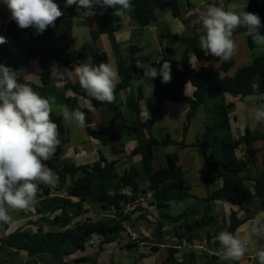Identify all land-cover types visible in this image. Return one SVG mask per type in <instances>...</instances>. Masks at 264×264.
Here are the masks:
<instances>
[{
	"label": "trees",
	"instance_id": "trees-1",
	"mask_svg": "<svg viewBox=\"0 0 264 264\" xmlns=\"http://www.w3.org/2000/svg\"><path fill=\"white\" fill-rule=\"evenodd\" d=\"M232 0H228L230 3ZM248 5L244 11L256 14L261 21L259 33L264 35V0H247ZM1 5V0H0ZM132 8L124 15L141 27H147L156 22L158 13L171 10L175 18L181 19V10L178 0H132ZM117 9L94 6V15L85 16V10L72 5L68 9V17L81 20L93 19L96 29L91 32L92 46L102 35L115 33L121 28V15H117ZM198 19V18H197ZM193 25L192 37H179L171 34L165 36L171 43H181L191 50L202 63H218L220 66L207 72H198L190 69H179L171 64V81L162 83V76L157 75L153 79L144 77V70L150 66L159 69L163 63H152L147 57L141 55L137 47L132 48L129 61L121 62L119 67L120 82L116 86V92L126 90L134 80H148L153 83V94L158 102V107L147 121L142 118L140 102L143 100L142 93L134 97H128L125 108L130 120L121 114V109L113 103H101L89 97L79 85H69L65 90H59L52 85L49 78H43V85L37 86L26 83L18 78V82L28 84L42 97H55V104L67 106L69 110L78 109L79 98H84L92 103L95 109L107 107L113 114V122L117 123V130L108 133L104 129L93 130L87 128V133L93 140L103 145L121 142L124 133L135 136L137 147L131 152L130 158L140 156L143 164V174L132 165L127 172L118 173L119 160H108L101 156L93 165L78 167L69 161L49 163L57 177L55 186L39 184L37 202L33 205L35 218L26 225L32 229L29 233L25 228H20L11 234L0 237V244L16 252H24L29 258L39 255H49L57 264H97V261L88 257H78V253L97 248L99 256L106 246L112 245L127 232L126 225L135 227V222L146 220V210L155 209L158 213L157 233L155 235L161 242L163 230L166 224L175 226V236L183 240L186 232L194 229H215L217 237L221 231L236 232L245 224L237 213L233 212L230 218L218 219L212 213L213 204L216 202L230 204L240 209L252 207L257 199H264V176L257 175L252 178L251 171L256 167L257 158L254 151L256 142L263 140L264 135L252 134L249 130L241 141L236 142L232 133L230 114L234 106L228 102L227 97L250 98L264 96V52L249 66H243L231 74L234 70V58L222 61L218 57L205 53L199 44V29L201 24ZM18 25L11 22L7 26L8 37L17 45L19 41ZM244 33L246 29L239 27L234 34ZM248 47L255 48L251 37L247 36ZM53 35L51 27L34 37L37 46L28 44L24 48L26 56L39 61L42 67L57 63L61 68L74 70L78 63H83L90 56L92 63L98 65L101 62L108 63L105 53L97 50L91 53L68 54L66 47L64 52L59 51L54 45L42 47L45 42H51ZM173 54L172 51H169ZM1 62V61H0ZM139 65V67H138ZM16 71V67H11ZM259 78V91L253 94L251 83ZM191 84L194 89L193 98L185 95L184 88ZM71 91L74 95L67 96ZM165 102L186 104L189 107L187 123L190 124L197 118L198 111L204 109L206 115L205 138L198 140L193 145L203 155L204 165L200 174L206 184H213L216 178L221 179V188L212 193L207 199L200 200L192 195V188L188 184L185 174L179 165L177 154L166 156V167L155 170L154 163L157 161L156 149L169 146L188 148L184 142L171 139H156L152 135V129L158 122V117ZM264 103V100L259 103ZM52 115L53 122L60 127L62 118ZM123 153L114 150L113 154ZM148 182V188H142L141 183ZM253 183L254 193L251 192L249 183ZM151 194L149 202H142L145 196ZM187 200H195L204 207L205 213L199 220L191 225H186L183 232L179 226L189 215L182 214L171 216L167 212L170 204L181 203ZM146 203V204H145ZM98 207L103 212L112 213L113 217L107 221L95 220L83 217L89 211ZM128 207H134L133 211H126ZM25 216L22 211H15ZM136 216V218H135ZM222 224H219V221ZM9 225V224H8ZM8 225H5L7 228ZM126 236V235H125ZM127 239L131 238L126 236ZM148 239V238H147ZM132 240V239H131ZM142 240V241H141ZM144 243L146 239H141ZM128 245L127 249L135 248ZM152 252H158L157 248H151ZM172 264H187L175 259L177 251L171 250ZM144 255L140 260L145 259ZM69 261H73L69 263ZM111 264H118L112 262ZM191 264V263H189Z\"/></svg>",
	"mask_w": 264,
	"mask_h": 264
},
{
	"label": "crops",
	"instance_id": "crops-1",
	"mask_svg": "<svg viewBox=\"0 0 264 264\" xmlns=\"http://www.w3.org/2000/svg\"><path fill=\"white\" fill-rule=\"evenodd\" d=\"M54 2L59 5L64 15L55 21L54 26H49L51 27L53 40L39 46L46 47L54 45L61 52H64L67 47L68 54L82 52L84 47H89L92 49V52L97 50L105 53L108 58V63L118 73L120 63L130 60L133 47L139 48L141 55L149 58L152 63H163L167 60L176 68L184 69L187 66V68L190 67V69L198 72H207L218 68L220 64L202 63L185 45L181 43L173 45L169 39H165L164 37L169 34L179 37H192L193 25L199 13L197 10L202 11L207 5L215 4L224 7L225 10H227V5L230 3H235L240 6L248 5L247 0H232L230 3H228V0H178L181 19L175 18L171 10L168 9L165 12L158 13L156 22L147 27H141L127 15H122L120 30L115 33L102 35L95 46H92L91 32L96 29L94 20L70 18L68 17L69 7L65 6L66 0H54ZM0 8V35H3L7 40V43L0 45V65L10 68L16 67L19 78L23 79L26 83L37 86L43 85V78H49L52 81V85L59 90H65L67 86L74 85L78 82V78L75 76L64 79L51 76L52 66L56 65L59 67L57 63L42 67L39 61L28 58L24 53V48L27 44L37 46L34 42V37L39 34H37L36 29L33 27H31L32 33L27 28L21 29L18 27L20 32L19 41L22 45L15 44L7 35L8 24L15 21L11 19L10 11L3 4L2 0ZM199 33L201 35L204 34L203 28L199 29ZM233 39L237 44V52L234 58V70L231 74L240 67L251 65L264 52V47H259L256 44L254 49H250L248 47L247 35L244 33L235 34ZM169 51H172L173 54H170ZM119 82L120 78L118 74L117 85ZM139 92L143 96V100L140 102L142 118L144 121H147L158 107V102L153 94L152 82L134 80L126 90L117 93L115 89L114 102L121 109V114L130 120L128 111L125 108L126 100L128 97L138 95ZM184 92L187 97L193 98L195 89L189 83L185 86ZM66 95L73 96L74 94L71 91H67ZM227 100L234 106L230 114V119L232 133L236 142L241 141L248 130L255 135H264V123L254 120L255 110L259 106V103L264 100V96L245 99L227 97ZM63 108L64 106L60 105L52 106V114L62 118L59 127L61 145L57 149L54 158L45 162L47 165L49 163L69 161L78 167H82L95 164L103 156L108 160H119L118 173L120 175L127 172L132 165H135L143 174L141 157L130 158L131 152L138 145L135 136L124 133L121 142L109 145H103L101 142L93 140L88 136L87 128L93 130L104 129L108 133H113L117 130V123L113 122L114 114L107 107L95 109L90 101L79 98L78 109L86 114V126L83 128L76 126L74 122L65 121L62 116ZM188 112L189 107L186 104L164 103L158 117V122L152 129V135L154 136V129L159 127L162 132L160 133V138L155 137L156 139H171L179 143L184 140L182 142L188 148L182 149L176 146V152L170 154H166L165 151L163 153L160 152L161 149H166V147L157 148V161L154 163V168L155 170L165 168L166 156L177 154L179 165L185 174L188 184L192 188V195L200 200H204L221 188L222 181L216 178L213 184L208 185L200 174L204 165V158L202 153L196 147H193V145L198 140L204 141L206 134V115L204 109H200L197 118L191 124H186ZM185 117L186 120L184 119ZM195 121L196 125H192ZM190 127H192L191 132H189ZM114 150H119L123 153L114 155ZM254 151L257 164L251 171L252 178H255L257 175L264 176L263 140L255 143ZM141 185L144 189L148 188V182H142ZM248 185L251 192L254 193L253 183L250 182ZM144 199L146 203L150 200L147 199V196ZM133 209L134 207H128L126 211H133ZM170 209L174 211L172 214H169L173 217L182 214L189 215L188 218L183 220L182 224L176 226L181 233L186 225H191L194 221L199 220L205 213L204 207L199 205L195 200H187L178 204L172 203L170 204ZM212 211L214 216L219 217L218 219L224 218L228 220L231 214L235 212L241 220H245V224L235 234L245 241L248 248L245 256L240 261L229 262L220 259L217 253L222 251L221 245L216 239L215 229L213 230L212 228L194 229L191 232H186L184 240L188 242L189 246L184 249H176L171 244V238L175 236V226L168 223L163 230V238L159 242L158 238L155 237L158 231V213L155 209L146 210L144 213L146 220L135 222V227L142 230L141 235L143 237L149 239L150 237L154 238L153 245L140 242V237L138 236V241L132 240L136 244V247L127 249L126 247L128 245L135 246V244H128L127 240L124 241L126 236L129 237L130 232H133L126 225L127 232L121 235V238L116 243L106 246L99 256L96 255L97 248H92L91 250H86L84 253H78V257L91 258L97 261V264H111L112 262L118 264H172L171 250H173L177 251L175 259L187 264H259L256 252L258 249L264 248V239L252 236L249 227L252 222L264 221V199H257L252 207L243 210L230 204L216 202L213 204ZM22 212L25 216L15 211L10 212V214L15 213L19 215L25 222L20 228H25V231L31 233L32 229L30 227L26 228V225L35 218L34 206ZM104 213H109L108 216L110 217L111 215V218L113 217L110 212ZM88 217L94 218L95 220L101 219L97 215L94 216L92 211L86 214L83 219ZM19 224L20 221H17V225ZM148 224H152L154 227L156 226L153 234L148 232ZM13 226L14 221L7 228L5 225L0 226V237L20 229L18 228L13 231ZM129 239L131 240V238ZM203 242L206 243L202 245ZM141 247L145 251H142ZM151 248H157L158 252H152ZM141 255H144L146 258L139 261ZM3 257L6 259L2 260ZM18 258L21 260L19 264H44L46 262L50 263L53 260L49 255H39L35 258H29L24 252L18 253L0 244V264L3 262L6 264H17L16 260ZM72 262L69 261V263Z\"/></svg>",
	"mask_w": 264,
	"mask_h": 264
},
{
	"label": "clouds",
	"instance_id": "clouds-1",
	"mask_svg": "<svg viewBox=\"0 0 264 264\" xmlns=\"http://www.w3.org/2000/svg\"><path fill=\"white\" fill-rule=\"evenodd\" d=\"M8 8L11 19L21 29L33 27L37 34L43 33L64 13L54 0H2ZM77 5L85 10V16L94 15V6L115 8L117 15H124L132 8V0H66V7ZM246 6L235 3L224 7L207 5L198 13L196 23L201 24L204 34L199 37L201 49L222 61H229L237 52L233 39L234 31L243 27L254 44L264 47V35L259 33L261 21L258 15L244 11ZM7 43L0 35V45ZM139 67V65H138ZM144 70V77L153 79L162 76V83L171 81V64L165 60L157 71L150 66ZM51 76L60 79L78 78L79 85L87 95L101 103L115 101L118 72L110 64L92 63L89 56L78 63L73 70L53 65ZM18 72L0 65V226L13 222L12 211H27L37 202L39 184L55 186V172L45 162L54 158L61 145L57 123L52 120V106L55 97H42L28 84L18 82ZM253 94L260 88L259 78L251 83ZM65 121L78 127L86 126L85 112L64 106ZM256 122L264 123V103L254 113ZM250 234L264 239V221L250 224ZM216 239L221 245L222 261H240L248 251L243 239L228 231H221ZM259 264H264V248L256 252Z\"/></svg>",
	"mask_w": 264,
	"mask_h": 264
},
{
	"label": "rangeland",
	"instance_id": "rangeland-1",
	"mask_svg": "<svg viewBox=\"0 0 264 264\" xmlns=\"http://www.w3.org/2000/svg\"><path fill=\"white\" fill-rule=\"evenodd\" d=\"M0 7H1V5H0ZM27 29L28 30H31L30 32L32 33V28L31 27H29ZM142 81H148V80H142ZM184 119L186 120V117ZM186 124H188V123H186ZM192 125H196V121ZM186 131H187V129H186ZM191 131H192V127L189 128V132H191ZM161 132H162L161 131V128L156 127L154 129V131H153L154 137L160 138V133ZM182 141H184V140H182ZM182 141H180V142H182ZM177 148H178V146H177ZM177 148H176V146H169V147H166V149H161L160 152L163 153L165 151L166 154L175 153ZM91 211L93 212V215L94 216L97 215L98 218H101V220H103V221H107V220H109L111 218V215H110V217L108 216L109 213H104L103 211H101V209H99L96 206L94 208H92L89 212H91ZM173 212H174L173 209H170L167 213L168 214H172ZM11 215L13 216V221H14L13 231L17 230L18 228H20V226H23L25 224V222L23 221V219L19 215L15 214V213H12ZM17 221H20V224L19 225H17ZM128 227H129V230L133 231V233H137V235L140 237V240L141 239H146L145 242H144L145 244H147V245H153V243H154V238L153 237H150V239L149 238L147 239V237H143L141 235V231H142L141 229L136 228V227L133 228L130 225H128ZM154 228H156V226L154 227L152 224L151 225L148 224V228L147 229H148V232L150 234H153ZM126 240L128 241V244H135L130 239L125 238L124 241H126ZM126 244H127V242H126ZM141 248H142V251H145V249L143 247H141ZM4 259H6V258L3 257L2 260H4ZM20 262H21V260L18 258V260H16V263L19 264ZM1 264H6V263L3 262ZM44 264H57V263L54 260H51L50 263L49 262H46Z\"/></svg>",
	"mask_w": 264,
	"mask_h": 264
},
{
	"label": "built area",
	"instance_id": "built-area-1",
	"mask_svg": "<svg viewBox=\"0 0 264 264\" xmlns=\"http://www.w3.org/2000/svg\"><path fill=\"white\" fill-rule=\"evenodd\" d=\"M197 12H199V10H197ZM46 185V184H45ZM147 199L149 200V199H151V194H148L147 195ZM142 201H145V199L144 200H142ZM219 224L221 225L222 224V221L220 220L219 221ZM130 237H131V239L133 240V241H138L139 240V237H138V235L136 234V233H133V232H130ZM206 242H203L202 243V245L203 244H205ZM171 244L176 248V249H184V248H187L188 246H189V244H188V242L186 241V240H180V239H178L176 236H174V237H172L171 238ZM221 252L222 251H219L217 254L219 255V256H221Z\"/></svg>",
	"mask_w": 264,
	"mask_h": 264
},
{
	"label": "water",
	"instance_id": "water-1",
	"mask_svg": "<svg viewBox=\"0 0 264 264\" xmlns=\"http://www.w3.org/2000/svg\"><path fill=\"white\" fill-rule=\"evenodd\" d=\"M82 52H83V53H91V52H92V49L89 48V47H84V48L82 49ZM184 69H187V66H185Z\"/></svg>",
	"mask_w": 264,
	"mask_h": 264
}]
</instances>
